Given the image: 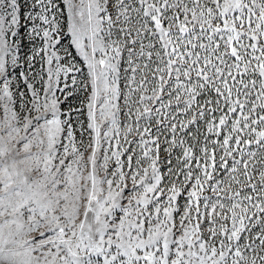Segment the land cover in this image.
I'll return each mask as SVG.
<instances>
[{
    "label": "snow or ice",
    "instance_id": "obj_1",
    "mask_svg": "<svg viewBox=\"0 0 264 264\" xmlns=\"http://www.w3.org/2000/svg\"><path fill=\"white\" fill-rule=\"evenodd\" d=\"M0 264H264V0H0Z\"/></svg>",
    "mask_w": 264,
    "mask_h": 264
}]
</instances>
